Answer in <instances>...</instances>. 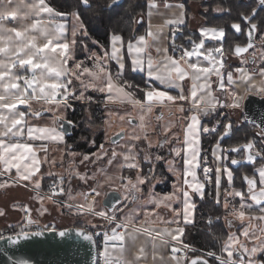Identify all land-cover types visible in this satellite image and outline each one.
I'll return each instance as SVG.
<instances>
[{"label": "snow or ice", "instance_id": "obj_1", "mask_svg": "<svg viewBox=\"0 0 264 264\" xmlns=\"http://www.w3.org/2000/svg\"><path fill=\"white\" fill-rule=\"evenodd\" d=\"M118 2L107 0L105 5L97 6L102 11ZM145 4L146 12L135 21L139 24L147 16L145 33L125 41L113 32L109 47L101 54L89 51L87 43L79 39L89 35L80 9H91V0H77V9L71 12L58 11L51 0H0V177H6L0 180V190L15 186L30 190L34 193L32 199L40 204V215L48 211L45 202H51L114 225L102 235L103 248L96 264H146L149 255L152 264H210L207 258H212L214 264H264L258 259L264 256V126L255 133L259 140L248 139L224 148L221 142L233 134L232 120L223 124L217 120L212 127L203 124V119L218 113V109L243 115L251 96L264 100V16L260 15L264 13V0H255L250 12H240V21L231 23V28L247 39L246 44L236 43L232 49L241 65L235 68L227 62L223 27H202L198 39L185 37L190 44L186 47L176 43V33L186 22L184 4L163 0L170 16L156 25L152 17L164 15L159 11V0H145ZM214 11L231 14L232 6L218 5ZM69 16L73 18L70 29L66 22ZM166 29L171 34L170 44L161 46L169 38ZM206 40L220 43L206 47ZM78 44L88 52L83 60L77 59ZM126 70L145 73V86L126 78ZM89 91L103 94L106 108L119 106L116 110L109 108L103 120L106 136L117 119L121 126L108 137V147L101 144L98 152L83 155L81 164L101 162L91 175L79 172L70 163L67 178L47 173L55 178L44 192L42 165H56L55 159L48 158L49 145L65 143L64 123H73L65 114L73 100L92 101L93 97L86 95ZM157 108L161 109L159 113ZM46 113L51 114L47 117L51 124L41 125ZM244 119L247 122V117ZM177 128L180 131H173ZM205 133L216 134L211 149L215 167L201 155V136ZM153 134L158 139H153ZM154 147L167 148L170 158L159 152L153 154L150 150ZM69 149L65 145L67 155L75 157L77 153ZM224 153H241V158ZM141 160L151 165L148 173L142 172ZM223 160H230L231 165H253V174L242 176L245 190L234 187V173L223 165ZM160 161L176 174L177 182L171 192L164 194L150 187L142 199V186L155 179V162ZM181 161L182 169H178L176 165ZM126 170H135V178L126 175ZM224 176L226 186L222 185ZM73 177L86 184L91 181L90 191L73 195ZM209 183L214 185V203L223 208L224 214L210 215L206 224L211 228L223 219L227 234L216 237L218 251L190 257L189 253L196 250L182 237L187 225L195 223L193 196L203 200ZM105 188L121 192L123 207L101 206L97 198L106 195ZM65 195L67 201L62 202L59 197ZM177 203L181 207H175ZM13 208L25 216L15 238L8 237L12 244L43 234L30 230L37 221L28 204H14ZM141 213L143 219H138ZM4 215L0 210V216ZM234 226L237 231L231 230ZM76 234L97 243L93 233L81 229ZM59 235L67 233L61 231ZM2 239L5 237L0 235Z\"/></svg>", "mask_w": 264, "mask_h": 264}, {"label": "trees", "instance_id": "obj_2", "mask_svg": "<svg viewBox=\"0 0 264 264\" xmlns=\"http://www.w3.org/2000/svg\"><path fill=\"white\" fill-rule=\"evenodd\" d=\"M93 7L88 10L80 9L81 11V19L87 27L89 35L86 37L87 43L91 42L93 39L100 42L104 48L109 47L110 34L113 32H118L121 34L125 41H127L133 35L142 34L143 28L145 27V23L142 20L139 24L135 21L136 18L140 19V14L142 12H146V4L145 0H124L120 5H117L112 8L104 7L101 11L100 7L97 5H105L107 0H91ZM51 4L53 7L58 9L61 12H71L77 9V0H51ZM232 6L231 14L222 13L217 15L214 13V9L217 6ZM203 6L208 9V14H203V17L206 19L205 26L210 27H223L226 33V48L229 47L230 51L236 43L240 42V39L237 37H233L231 35V23L240 21L239 13L244 12L247 14L250 12L248 8L244 7L241 4L240 0H209L203 3ZM198 35V34H196ZM186 37V34L184 35ZM199 35L195 38L198 39ZM80 39V38H79ZM183 41V40H182ZM189 45L188 42L185 43ZM82 46L77 45V52L81 51ZM126 54V51H125ZM128 63L130 64V59H128ZM126 78L132 80L134 84H139L141 87L145 86V82L148 80L147 76L141 72H130L126 70ZM139 95V93H138ZM103 95H99V100H102ZM98 99L92 100L89 103H81L79 101H75L72 103L73 109L69 110L68 118L74 122L73 133L70 136H65L66 144L70 146V149L78 152H87L92 153L102 144V135L99 134L96 137L88 135L85 130V125L90 124L92 126H99L102 124V119L104 116V106L99 105ZM219 111L216 114H213L210 118L206 117L203 119L204 125L214 124L215 121L220 120L221 124L228 122L231 119L228 115L220 118ZM233 124L234 121L231 119ZM255 126L250 122H245L241 125L234 126L233 134L230 138H225L224 141L221 142L224 148H228L236 145L237 143L243 144L247 142L248 139H256L259 140L254 133ZM86 133V140L83 141L82 135ZM91 134V132H90ZM93 139L95 141V145H90L89 140ZM202 156L207 154L210 160L213 162L211 149L216 143V134H212L210 137L209 134L202 135ZM232 158H241V153H226ZM237 158V159H238ZM230 164V168L233 170L235 178L240 179L241 184H237L236 186L242 188V176L244 174H253V165L248 163H241L238 165H231L230 160H228ZM55 178L53 176L46 177L44 180V184L42 185L43 189H47L50 181ZM164 189L162 192L170 190V182H166L164 185ZM158 188H162L161 185L157 186ZM246 189V185L244 186V190ZM196 216L197 221L194 225H187L185 232V242L189 245L196 247L198 249L201 248H214L217 249L218 243L215 238H212V235L215 236H226L227 234V226L224 223V220L221 219L219 222L215 223L213 227H209L206 224L207 218L215 215H221L223 213V208L220 205H216L214 203L213 196H206L203 200L196 198ZM222 212V213H221ZM208 245V246H207ZM189 256H197L196 254L189 253ZM212 264V258H208ZM259 259L264 260V256H260Z\"/></svg>", "mask_w": 264, "mask_h": 264}, {"label": "rangeland", "instance_id": "obj_3", "mask_svg": "<svg viewBox=\"0 0 264 264\" xmlns=\"http://www.w3.org/2000/svg\"><path fill=\"white\" fill-rule=\"evenodd\" d=\"M202 1L203 0H168V2H170V3H176V2L177 3H183L184 6H185L187 22H186V24H184L183 26H181V29H183L185 31L186 36L190 35V36H193L194 38L197 37L195 31H196V28L199 27V25L201 24V22L203 20V18L201 17L200 14L205 9V7L202 5ZM159 2L160 3H163V0H159ZM137 18H139V17H137ZM137 18H136V20H138ZM72 20H73V18H72ZM143 21L145 23V27L143 28L142 34L145 33L146 28L148 27L147 26L148 25V21H147V16L146 15H145ZM135 25H136V22H135ZM202 27H210V26H201V27H199V29L197 28L198 29V32H199V30ZM80 39H83L84 42L87 43L86 37H81ZM93 41H96V43H93ZM206 41H210V40H206ZM181 43H183V41H181L180 44ZM206 44L212 45L213 47L219 46V44L216 43V42H214V41H210L209 43L206 42L205 43V46H207ZM87 45H88L89 51H96V52L101 53V54H102V52L105 49L104 46L100 42H98L97 40H95V39H93L91 42L87 43ZM185 46L186 47H189L190 45H185ZM226 49L228 50V52H231L230 49H229V47H227ZM87 55H88V52H85L84 50L81 49V51L77 52V59L83 60V59H85V57ZM229 59L235 61V64L233 66H235V67L241 66L240 65V59H237L236 57H232V56H230ZM88 63L90 64L91 62H88ZM173 94H175V93H173ZM86 95L92 96L93 97L92 100H95V99H98L99 98V95L101 97V95H103V94L97 93V92H93V91H89L88 93H86ZM103 100H104L103 97H102V100H99L98 99L99 105H101V103H102V106H104V109H105L104 110L105 111L104 112V116H103V119H102V124L99 125V126H96V125L92 126L90 124H86L85 125V128H86L85 132L88 135H91L92 138L93 137H96L99 134H101L102 135L101 136L102 137V143L105 145V147H108V144H107L108 137L114 135V133H116L119 130V127L121 125H120V122L117 119L113 123L112 127L110 129H108L107 136H106V134H105V127L103 126V120L107 118V115L106 114H107V111L109 110V108H111L113 110H116V109L119 108V106L118 105L117 106L109 105L108 108H106ZM75 101H79L81 103H89V101H81V100H73L72 103H74ZM121 111H123V110H121ZM155 111H156V113H159L161 111V109L157 108ZM164 111L166 112L167 110L165 109ZM67 113H68V110H67V112H66L65 115H67ZM50 115H51L50 113H46L45 114V117L46 118L43 119L42 125H44V124H49L50 125L51 124L50 119H47V117H49ZM212 115H210L208 117L210 118ZM220 118H222V116ZM220 120L221 119H219V121ZM233 121H234V126H236V123H237L236 120H233ZM216 122L217 121H215L214 124H210V125H206V126H208V127L215 126L216 125ZM240 123L242 124L243 123V120L242 121L240 120ZM173 130L174 131H180L178 128L177 129H173ZM90 132H91V134H90ZM86 133L82 135V138L81 139L83 141L86 140V137H85L86 136ZM254 133H256L255 130H254ZM207 134H209V136L211 137L213 133H207ZM181 135H182V133H181ZM92 138L89 140V144L90 145H95V143L94 144L92 143V141H93ZM152 138L153 139H158V137H156L155 134H153V137ZM201 140H202V136H201ZM65 145H67L66 144V140H65V143L64 144H60L59 145L58 149L55 151L56 153L53 154V155H52V152H50V148H49V152H50V153H48V155L50 156L49 158H52V159H55L56 160L55 167H53L52 165L49 164L48 167H51L52 166V169L50 170V172L56 174L57 176L63 175V176H65L67 178V176H68V171L67 170L69 168V164L70 163L79 172H81V173H88L89 175H91L95 171V169L100 166L101 162H97L96 164H91V163L85 162L84 164H81L80 161L82 160L83 155L84 154H89L90 155L91 153L78 152V151H73L72 149H69L70 151L77 153V155L75 157H71V156L67 155V152L65 151ZM141 145L146 148V145L144 144L143 141H141ZM200 147L202 149V144L200 145ZM98 150H99V148L96 149L95 151H93L92 153L98 152ZM150 151L153 154L159 152L161 155H164L166 158H170L167 148L157 149V148L154 147ZM201 155H202V152H201ZM224 155L229 156L226 153H224ZM203 156H207L208 157V163H209V165L215 167V165L210 160V158H209V156L207 154H204ZM177 160H179V158H177ZM222 162H223V165H226V166L229 163L228 160H223ZM61 164H63V166H61ZM150 167H151V165L149 164V162H146V161L141 160V168H142V172L143 173H148ZM176 167H181V169H182V161L179 162V163H177ZM228 167H229V165H228ZM125 174L126 175H131L133 178H135V170H132L130 172L126 170L125 171ZM53 177H55V176H53ZM171 180H173V178L168 173V165L164 161L155 162V179L152 181L151 184H149V185H143L142 186L144 188V194H143V196L141 198L144 199L146 197L147 191H148V189L150 187H152L153 190L156 193L162 194L161 192H162V190L165 187L164 186L165 183L166 182H170ZM91 183L92 182L89 181V183L86 184L83 181H81V180L73 177L71 179V182H70V187L72 189V194L73 195H76L77 193L89 192L90 191L89 185ZM237 184L238 185L241 184V181H240V179L235 178V175H234V187L239 188V187L236 186ZM158 185H161L162 188L161 189L158 188L157 187ZM222 185H225L226 186V176H224L223 179H222ZM65 187H66V189L69 187V185L67 183V179H66ZM206 187H207V191H206L207 194H206V196H210V197L213 196L214 197V195H215L214 185L211 184V183H209ZM111 190H113V189H111V188H105L104 191L107 194ZM242 190H244V188H242ZM208 193H211V195H209ZM105 196L106 195H103V196L97 198L100 201L101 206H103L102 202H103V199H104ZM196 197H198V196H193L194 203H195V198ZM64 198L67 201V196L66 195L64 196ZM80 199L81 198L78 197L77 202H79ZM236 200L238 202L239 198H236ZM46 203L48 205H52L54 207H58L59 208V212H56V210H54L53 208H51L52 209V212L50 210H48L49 213L46 214V216L42 215L44 217H38L42 221L41 222L42 223V226H49L50 225V226H52V227H54L56 229L70 227V226H78V227H81L84 224L93 223V222L101 221L102 220L99 217H92V216H85V215L75 214V212L73 210H70V209H68L66 207H60V206L55 205V204H53L51 202H46ZM177 204H179V203H177ZM177 204H175V205H177ZM117 207H123V198H122V202ZM129 207L131 208V207H133V205H129ZM147 207L150 208L152 206L151 205H147ZM179 207H181V204L179 205ZM127 211H128V209L125 210V212H127ZM161 211H165V210H161ZM223 214H224V211L222 213V216H223ZM118 215H119V213H118ZM140 216L143 218L142 213H141ZM224 223H225V221H224ZM225 225H226V223H225ZM4 227H6V226H4ZM4 227H1V228H4ZM216 237H219V236L218 235L217 236L212 235V238L213 239L215 238V240L217 241ZM193 248L196 251L195 252H192V254L203 255V253L206 252V251H208V250L218 251L219 250V245H218L217 249L211 248L209 246H208V248L206 247V249L205 248L198 249L196 247H193ZM258 259H259V257H258Z\"/></svg>", "mask_w": 264, "mask_h": 264}, {"label": "water", "instance_id": "obj_4", "mask_svg": "<svg viewBox=\"0 0 264 264\" xmlns=\"http://www.w3.org/2000/svg\"><path fill=\"white\" fill-rule=\"evenodd\" d=\"M123 1L119 0L117 5ZM244 113L247 121L256 128L264 126V100L261 98H249L245 102ZM73 128L74 122L72 124L65 122L62 130L66 132V136H70L73 133ZM121 202V193L111 190L104 197L102 204L103 206L117 207ZM81 229L83 228L70 226L54 229V231L53 229L39 230L43 232L42 235L31 236L16 244H12L8 240V237L15 238V234L5 236V239L0 240V264H21V262L24 264H96L98 260L97 244L90 243L82 236H78L76 233ZM61 231L67 235L61 237L59 235ZM210 264L212 263L210 262Z\"/></svg>", "mask_w": 264, "mask_h": 264}, {"label": "crops", "instance_id": "obj_5", "mask_svg": "<svg viewBox=\"0 0 264 264\" xmlns=\"http://www.w3.org/2000/svg\"><path fill=\"white\" fill-rule=\"evenodd\" d=\"M170 3V2H169ZM161 4V7H160V9H159V11L160 12H162V13H164V15H154L153 17H152V19H151V22H152V24L153 25H156V24H161V23H163V20L164 19H166V18H169V16H170V14L168 13V11L167 10H165L164 8H163V3H160ZM171 4H177V2L176 3H171ZM55 8V7H54ZM58 10V9H57ZM59 11V10H58ZM176 11L178 12V9H176ZM185 12H186V10H185ZM147 21H148V18H147ZM66 22L68 23V26H69V29L71 28V23H72V17L71 16H69V17H67V20H66ZM186 22H187V18H186ZM186 22H185V24H186ZM9 26H12L11 24L9 25ZM148 26V25H147ZM200 26V25H199ZM197 28H199V27H197ZM196 28V29H197ZM147 29V28H146ZM195 29V28H194ZM170 31L169 30H165V36L166 37H169L168 39H164L163 40V44L161 45V46H168L169 44H170ZM190 45V44H189ZM207 46L206 47H213L212 45H208V44H206ZM190 47V46H189ZM153 56L155 57L156 56V53H155V51L153 50ZM227 62H228V64H230L233 68H235V66H233L234 64H235V61H233V60H230L228 57H227ZM142 73V72H141ZM143 74H145V73H143ZM146 75V74H145ZM241 91H242V89H241ZM252 97H254L255 99L256 98H260V97H257V96H251V98ZM34 107L35 108H39L40 107V105H34ZM228 111L230 112V114L232 115V117H233V119L234 120H236V122L237 121H239V122H237L236 123V125L237 124H240V114H239V112H233V110H231V109H228ZM48 116V115H47ZM41 125H42V123H43V120H41L40 122H39ZM258 130H259V128H257ZM174 131V130H173ZM258 139H259V137H258ZM66 140V139H65ZM60 145V144H59ZM59 145H56V144H50L49 145V148H50V152H52V155L53 154H55L56 152V150L58 149V147H59ZM51 146V147H50ZM177 146H179V145H177ZM214 147V146H213ZM49 152V153H50ZM41 155H43L42 153H41ZM50 156L48 155V158H49ZM212 158H213V156H212ZM238 158V157H237ZM52 158H49V160H51ZM239 159V158H238ZM213 160H214V158H213ZM217 163H219V162H217ZM223 163V162H222ZM226 164V163H225ZM229 165V167H230V164L228 163L227 164V166ZM49 166V164L48 163H44L43 165H42V168H41V173H43V174H45L44 175V178H43V180H42V185L44 184V179L46 178V177H51V176H48L47 175V173L48 172H50V170L52 169V166L51 167H48ZM216 166V165H215ZM177 168H179V169H181V167H177ZM168 173L170 174V176H172V178H173V180H171L170 181V190H168V191H165V192H161L162 194H164V193H168V192H171L172 190H173V185L177 182V177H176V174L175 173H173V172H169L168 171ZM13 174H14V170H13ZM6 177H0V180H2V179H5ZM238 189H241L242 190V188H238ZM207 191V187H206V189H205V192ZM206 194H207V192H206ZM34 195V193L33 192H31L30 190H28V189H26V188H24V187H20V186H15V187H9V188H6V189H3V190H0V210H3L5 213H6V215H4V216H0V228L1 227H4V226H9V225H12V224H16V223H18V222H20V221H22V215H23V213L24 212H22V211H19V210H17V209H15V208H13V205L15 204V205H23V204H28V206L30 207V208H32L33 209V211H32V217L33 218H38V217H44V216H46V214H48L49 212L47 211L46 213H44V216H42V215H40L39 214V212L37 211V209H39L40 208V204L37 202V201H35V200H33L32 199V196ZM64 197V196H63ZM196 198H199V197H196ZM196 198H195V204H196ZM46 203V202H45ZM179 205L180 204H177V205H174L175 207H179ZM45 207H47V209L48 210H50L51 212H52V209L51 208H53L54 210H56V212H59V208L58 207H54V206H52V205H48L47 203L45 204ZM126 210V209H125ZM166 211V210H165ZM196 211L197 210H195V215H194V220H195V223H196V221H197V216H196ZM120 215V214H119ZM168 216H171V213H168ZM138 219H143L141 216H139L138 217ZM194 223V224H195ZM236 224H238L239 222L237 221V222H235ZM194 224H192V225H194ZM114 225H111V227H113ZM111 227H110V229H111ZM232 231H237V229H236V227L234 226L232 229H231ZM110 231V230H109ZM185 232H186V230H185ZM143 239V238H142ZM182 239L185 241V235H184V237H182ZM166 255H167V252L165 253ZM130 258H131V254H130ZM146 264H152V262H151V257H150V255H149V259H148V261L146 262ZM169 264H171V262H169Z\"/></svg>", "mask_w": 264, "mask_h": 264}, {"label": "built area", "instance_id": "obj_6", "mask_svg": "<svg viewBox=\"0 0 264 264\" xmlns=\"http://www.w3.org/2000/svg\"><path fill=\"white\" fill-rule=\"evenodd\" d=\"M53 179L48 184L47 189L42 188L44 192L48 191V188L52 184ZM59 199L62 202L66 201L64 197H59ZM24 216H25V213H23V215H22V218H23L22 221H20L16 224L6 226L4 228H0V235L5 237V236L13 235L16 232H18L20 227L24 224ZM33 219L36 220L37 223L33 224L31 226L30 230H32V231L44 230V229H56L50 225L49 226H42V223H41L42 221L39 218H33ZM110 227H111V225L107 224V222L104 220L96 221L93 223H87V224H84L83 226H81V228H83L84 230H86L90 233H93V237H94L95 241L97 242L96 244H97V248H98V258H99V252L102 251V248H103L102 235L105 231H109ZM95 233H100L101 235L97 236V235H95Z\"/></svg>", "mask_w": 264, "mask_h": 264}, {"label": "flooded vegetation", "instance_id": "obj_7", "mask_svg": "<svg viewBox=\"0 0 264 264\" xmlns=\"http://www.w3.org/2000/svg\"><path fill=\"white\" fill-rule=\"evenodd\" d=\"M205 1H209V0H203L202 1V5H203V3L205 2ZM240 2H241V4H243L244 5V7H246V8H248V10H251V7L253 6V4H254V2H255V0H240ZM208 9L205 7V9L201 12V17L203 18V20H202V22H201V24H200V26L199 27H201V26H205V23H206V19L203 17V14H208ZM214 13L215 14H217V15H220V14H222L223 12H216V11H214ZM260 15H262V16H264V13H260ZM237 22H239V21H237ZM199 29V28H198ZM198 29H196V31H195V33L196 34H198L199 35V32H198ZM230 29H231V35L233 36V37H237V38H239L240 39V42H239V44H241V45H244V44H246V42H247V39H246V36H244V35H241V34H239V33H236L231 27H230ZM185 31L183 30V29H181L178 33H177V35H176V43L177 44H180V42L183 40V44H185L186 43V39H185ZM197 35V36H198ZM188 36H190V35H188ZM193 39H195L193 36H191ZM226 41H227V39H225V44H226ZM207 43H209L210 41H206ZM214 42H216V43H220V42H218V41H214ZM189 43V42H188ZM186 45V44H185ZM234 46L235 45H233V47H232V49H234ZM225 47H226V45H225ZM257 47H259V44L257 45ZM226 49V48H225ZM232 49H231V52H228V54H227V57L229 58L230 56H232V57H236V56H234L233 54H232ZM227 50V49H226ZM250 51H252V50H250ZM247 55V54H246ZM237 59H239L238 57H236ZM249 98H251V97H249ZM253 99H255L254 97H252ZM73 109V106H72V108H70V109H68V112H69V110H72ZM218 111L220 112H222L223 113V115H221L222 116V118L223 117H225V115H230L229 117L231 118V119H233V117H232V115L230 114V112L228 111V109L227 108H224V109H218ZM244 117H245V113H243V115H240V120L242 121H245V119H244ZM66 119H69L68 118V113H67V115H66ZM70 120V119H69ZM234 120V119H233ZM238 125H241V123L240 124H237L236 126H238ZM74 129V128H73ZM258 131V129L255 127V132H257ZM103 144V143H102Z\"/></svg>", "mask_w": 264, "mask_h": 264}]
</instances>
